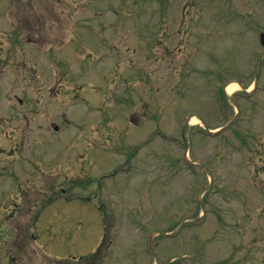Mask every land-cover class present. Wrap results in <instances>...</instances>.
Listing matches in <instances>:
<instances>
[{"label": "rangeland", "instance_id": "374dc122", "mask_svg": "<svg viewBox=\"0 0 264 264\" xmlns=\"http://www.w3.org/2000/svg\"><path fill=\"white\" fill-rule=\"evenodd\" d=\"M261 31L264 0H0V264H264Z\"/></svg>", "mask_w": 264, "mask_h": 264}, {"label": "flooded vegetation", "instance_id": "af4514ba", "mask_svg": "<svg viewBox=\"0 0 264 264\" xmlns=\"http://www.w3.org/2000/svg\"><path fill=\"white\" fill-rule=\"evenodd\" d=\"M18 138L19 137H17L16 135H13V136L9 135L8 139L10 142L7 144H10V146L9 147H3L2 145H0V163L2 162V156L6 155V153L7 154L15 153L16 151H18L20 143L23 144V142H27V140L24 139V140L20 141V143H18L17 142V141H19ZM0 140H1V138H0ZM21 148H22V146H21ZM13 208H14V210L12 211L11 216H14L16 213H18L19 208H20V204H16V202H15ZM2 252H3V245H2V243H0V262L2 261Z\"/></svg>", "mask_w": 264, "mask_h": 264}, {"label": "bare ground", "instance_id": "6f19581e", "mask_svg": "<svg viewBox=\"0 0 264 264\" xmlns=\"http://www.w3.org/2000/svg\"><path fill=\"white\" fill-rule=\"evenodd\" d=\"M237 85H239V84H238V83H231V84L228 86V91H229V92L234 91V90L237 88ZM192 119H193V121H195V120H198V117L193 116Z\"/></svg>", "mask_w": 264, "mask_h": 264}]
</instances>
